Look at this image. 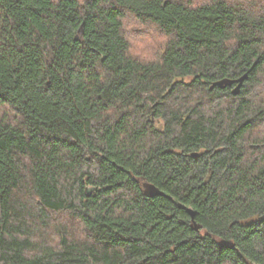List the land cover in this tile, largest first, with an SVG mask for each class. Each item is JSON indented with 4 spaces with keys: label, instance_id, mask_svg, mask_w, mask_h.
Masks as SVG:
<instances>
[{
    "label": "trees",
    "instance_id": "16d2710c",
    "mask_svg": "<svg viewBox=\"0 0 264 264\" xmlns=\"http://www.w3.org/2000/svg\"><path fill=\"white\" fill-rule=\"evenodd\" d=\"M0 264H264V0H0Z\"/></svg>",
    "mask_w": 264,
    "mask_h": 264
},
{
    "label": "water",
    "instance_id": "95a60500",
    "mask_svg": "<svg viewBox=\"0 0 264 264\" xmlns=\"http://www.w3.org/2000/svg\"><path fill=\"white\" fill-rule=\"evenodd\" d=\"M247 77L248 76L245 75L242 78H240L239 80H237L236 82L234 80H229V79L218 81L212 85V88H214V87L225 88L227 86H233L234 84H237L235 89H234V93L237 94L240 91V88H241L242 84L244 83V81L247 79ZM195 156H198V155L196 154ZM145 188H146L147 194L150 196L163 195V193L157 187H155L153 185H145ZM94 191H95V189L88 188L87 194L90 195ZM190 213H191L193 221H194L195 212L193 210H190ZM195 226L198 229V225L196 222H195Z\"/></svg>",
    "mask_w": 264,
    "mask_h": 264
}]
</instances>
